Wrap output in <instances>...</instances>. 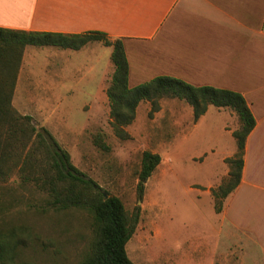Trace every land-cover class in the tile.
<instances>
[{
	"label": "rangeland",
	"instance_id": "obj_1",
	"mask_svg": "<svg viewBox=\"0 0 264 264\" xmlns=\"http://www.w3.org/2000/svg\"><path fill=\"white\" fill-rule=\"evenodd\" d=\"M83 47L73 51L27 46L26 54L35 57L32 76L38 73L43 81L32 84L22 79L15 96L16 80L11 96H6L10 91L1 89L6 82L0 73V148L7 155L3 165L7 171L0 179V244L8 250L0 264H81L96 233L87 211L46 207L52 193L44 184L49 173L43 163L21 171L26 149L14 141L21 115H30L31 123L44 127L77 169L109 196L119 198L128 217L137 214L125 246L134 264H264V208L246 215L236 189L221 200L218 213L211 195L227 176L225 159L236 152L232 136L240 124L236 113L210 105L194 119L184 99L160 97L156 107L140 101L132 121L115 126L106 95L114 69L111 47L98 41ZM54 50L59 53L50 56ZM51 59L63 71L50 94L37 83L51 84L47 77L55 74L45 66ZM262 62L256 69L262 68L264 76ZM146 73L131 76L128 85L152 79ZM258 104L264 108V97ZM263 127L264 123L260 133ZM261 137L251 141L248 172L264 187ZM144 151L158 154L160 162L140 196L137 181Z\"/></svg>",
	"mask_w": 264,
	"mask_h": 264
},
{
	"label": "crops",
	"instance_id": "obj_2",
	"mask_svg": "<svg viewBox=\"0 0 264 264\" xmlns=\"http://www.w3.org/2000/svg\"><path fill=\"white\" fill-rule=\"evenodd\" d=\"M0 28L66 34L103 32L111 39H122L128 80L131 76L141 78L137 76L147 70L148 78L169 75L194 85L241 93L256 123L246 138L241 178L234 190L246 215L264 208V194H260L264 187L248 172L251 141L259 136L264 140V130L259 132L264 108L258 104L264 97V76L262 68L256 69L264 59V0H0ZM26 51L27 46L14 96L22 79L32 84L43 81L38 73L32 76L35 57ZM57 51L50 56H57ZM50 62L45 66L55 74L47 77L51 84L37 85L51 94L56 86L53 82L63 70L58 62Z\"/></svg>",
	"mask_w": 264,
	"mask_h": 264
},
{
	"label": "trees",
	"instance_id": "obj_3",
	"mask_svg": "<svg viewBox=\"0 0 264 264\" xmlns=\"http://www.w3.org/2000/svg\"><path fill=\"white\" fill-rule=\"evenodd\" d=\"M90 41H98L103 46L111 47L110 59L114 69L106 95L109 113L115 126L130 123L140 101H150L153 107H156L157 99L160 97L184 99L191 106L194 119L203 115L210 105L228 107L236 113L240 123L239 128L232 132L236 152L233 157L225 159L229 165L226 178L216 189H211L215 211L220 213L221 200L240 182L246 138L256 123L249 104L238 91L210 85H194L169 75H158L130 87L128 61L121 38L111 39L106 33L94 31L66 34L7 28H0V73L2 82H6L1 89L5 87L10 91L5 95L11 96L13 82L26 46H54L77 50ZM18 118L21 119L22 126L19 137L14 141L20 144L23 150L26 149L21 171L42 167L43 163V168L49 173L44 184L52 196L46 201V207L52 210L76 208L85 210L92 216L96 231L95 239L89 254L81 264H134L128 258L125 246L134 232L137 214L128 217L120 199L109 196L94 180L77 169L71 163L68 152L54 137L44 127H37L31 123L30 115H21ZM6 159L7 155L0 148V179L4 178L7 171L3 166ZM159 162L158 154L143 152L137 181L140 196L145 181ZM32 179L35 180L34 177ZM6 254L7 247L1 243L0 260H3Z\"/></svg>",
	"mask_w": 264,
	"mask_h": 264
},
{
	"label": "water",
	"instance_id": "obj_4",
	"mask_svg": "<svg viewBox=\"0 0 264 264\" xmlns=\"http://www.w3.org/2000/svg\"><path fill=\"white\" fill-rule=\"evenodd\" d=\"M104 195H106L105 193H103Z\"/></svg>",
	"mask_w": 264,
	"mask_h": 264
}]
</instances>
